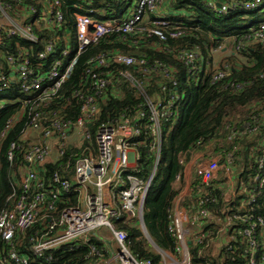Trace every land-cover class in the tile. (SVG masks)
<instances>
[{
	"label": "built area",
	"instance_id": "obj_1",
	"mask_svg": "<svg viewBox=\"0 0 264 264\" xmlns=\"http://www.w3.org/2000/svg\"><path fill=\"white\" fill-rule=\"evenodd\" d=\"M169 1L101 0L104 6L118 8L106 12L94 8L91 0H0V112L13 109L0 122V171L3 161L9 181L0 206V264L48 263L51 252L62 246L73 251L99 228L110 236L100 238L106 257L96 264H150L131 254L127 234L112 223L121 218L134 222L160 264H191V245L199 249L198 255L212 250L229 260L237 242L243 245L245 264H264V248L256 238L257 232L263 233L264 221L255 215L254 206L255 184H264V144L250 190H238L232 166L234 149L259 130L264 117L234 128L216 156L194 162L200 183L220 190L227 201L220 207L221 217L203 208L205 203L216 204L217 198L198 193L195 184L182 193V170L175 176L178 192L169 215L174 249L154 246L143 225L142 203L153 172L147 179L138 175L134 148L145 130L158 149L161 122L172 117L179 96L171 89L175 81L171 87L163 85L160 95H150L145 78H169L170 70L119 48L137 46L140 40L154 48V40L181 37L182 27L168 19ZM262 3L205 4L220 16ZM250 39L264 46L263 23L251 34L234 38L233 50H243ZM177 57L188 73L199 69L197 52L181 50ZM227 68L214 67L210 82L224 79ZM121 83H127L140 101L134 109L127 106L102 119L103 105L122 97ZM243 86L229 82L226 87L238 92ZM241 112L235 111L236 121ZM50 164L56 166L48 172ZM28 231L30 236L24 238ZM20 246L24 251L17 249Z\"/></svg>",
	"mask_w": 264,
	"mask_h": 264
},
{
	"label": "trees",
	"instance_id": "obj_2",
	"mask_svg": "<svg viewBox=\"0 0 264 264\" xmlns=\"http://www.w3.org/2000/svg\"><path fill=\"white\" fill-rule=\"evenodd\" d=\"M91 1V5L98 10L111 12L118 9L113 4L102 5L101 0ZM106 1L110 3V0ZM224 1L227 0H218V3ZM205 3L206 0H170L168 2L166 9L168 19L182 27L184 33L181 37L163 42L154 40V48L143 40H140L137 46L127 44L119 48L125 54L144 55L149 61H158L170 70L169 78H164L160 74L145 78L148 81L150 95L154 93L160 95L163 85L171 87V81H175L176 86L171 89L179 96V100L173 106L172 117L161 122L158 149L145 130L141 131L139 138L141 144L134 148L138 155L136 163L138 175L147 179L153 172L142 203V222L154 246L165 251L173 250L175 246L174 237L168 231L172 202L178 192L175 176L183 170L189 156L220 139L224 143V139L236 128L239 129L245 123L250 124L254 119L264 117V46L250 39L244 49L238 52L233 50L232 44L234 38L239 40L251 34V29L261 23L264 24V0L261 6L249 11L229 10L220 16L213 13ZM223 44H228L231 51H221ZM181 50H193L199 54L200 62L197 72L188 73L186 66L177 57V53ZM215 51L223 53L222 60L213 58ZM224 65L228 67L224 79L211 83L210 75L213 68L216 66L223 68ZM229 82L244 83V86L240 91L233 92L226 87ZM120 85L122 97L110 99L106 105H103L102 119L116 116L119 110L127 106L134 109L140 101L127 83ZM11 110L13 109L10 107L0 112V122L9 116ZM236 110H242L239 121H236ZM262 144H264V124L257 132L249 133L244 143L237 145L234 149L233 165L237 168L236 171L234 170V179L238 190L240 187L250 190V187L254 185L250 182L255 174ZM4 148L5 143H2V151ZM219 149L221 146L217 147L215 152ZM180 159L182 164L179 162ZM1 166L0 206L5 193L9 192L7 168L3 161ZM55 166L56 164L47 165L48 172ZM195 185L198 193L217 198L216 204L205 203L203 208L213 210L216 216L221 217L220 207L227 204L222 192L204 187L198 177ZM255 186L257 187L255 215H259L264 221V184L262 186L255 184ZM244 197L243 194L236 199ZM114 227L125 231L130 252L135 258L149 261L150 264H160L159 256L147 246L134 222H123L121 218L115 222ZM30 232L28 231L24 238H28ZM101 237L96 230L89 235L87 244L78 243L73 251H70L67 246H62L50 253L51 260L45 264H96L106 257ZM235 238L240 240V234H235ZM256 238L259 240L260 247L264 248V229L262 235L257 232ZM23 242L27 243V240L24 239ZM88 245L93 247V253H90ZM17 249L24 251L22 246ZM198 250L191 245V264H245L243 245L239 242L234 243L229 260H222V257L212 254V250L198 255Z\"/></svg>",
	"mask_w": 264,
	"mask_h": 264
},
{
	"label": "crops",
	"instance_id": "obj_3",
	"mask_svg": "<svg viewBox=\"0 0 264 264\" xmlns=\"http://www.w3.org/2000/svg\"><path fill=\"white\" fill-rule=\"evenodd\" d=\"M213 143H211V144H213ZM216 144H218L217 141H216ZM208 147H210V146L207 145L205 147L204 151H207ZM202 156H204L203 150L202 151L193 152L189 156L188 161L184 164V167H183V183L181 185L182 193L185 194V192H189V190L191 189V186H193L195 184L197 175L195 173L193 165H194V162L197 159L201 158Z\"/></svg>",
	"mask_w": 264,
	"mask_h": 264
},
{
	"label": "rangeland",
	"instance_id": "obj_4",
	"mask_svg": "<svg viewBox=\"0 0 264 264\" xmlns=\"http://www.w3.org/2000/svg\"><path fill=\"white\" fill-rule=\"evenodd\" d=\"M263 17H264V15H263ZM221 51H223V52H230L231 51V47L228 45V44H223V47H222V49H221ZM222 57H223V53L222 52H220V51H218V52H215L214 54H213V58L215 59V60H222ZM217 143H219V144H216V141L213 143V144H208L210 147H208L207 148V151H204V149H203V154H204V158L206 159L207 157H213L214 155L216 156V154L220 151V149H219V151L217 150L216 152H215V149L217 148V147H220V146H223L224 145V143L222 142V140L220 139V140H218L217 141ZM242 143H244V141H242L241 142V144ZM239 145V144H238ZM200 151H202V150H200ZM232 166H234V165H232ZM235 171L237 170V168L234 166V168H233ZM234 184H235V182H234ZM115 222H116V220H112V223L115 225ZM97 233L99 234V235H101L103 238H105V239H109V233L107 232V230L106 229H104V228H99V229H97ZM215 252V251H214ZM213 252V253H214Z\"/></svg>",
	"mask_w": 264,
	"mask_h": 264
}]
</instances>
